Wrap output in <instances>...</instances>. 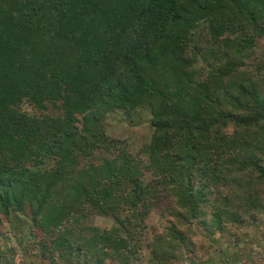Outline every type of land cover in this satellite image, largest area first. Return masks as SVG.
Listing matches in <instances>:
<instances>
[{"label": "trees", "instance_id": "trees-1", "mask_svg": "<svg viewBox=\"0 0 264 264\" xmlns=\"http://www.w3.org/2000/svg\"><path fill=\"white\" fill-rule=\"evenodd\" d=\"M260 41L264 0H0V223L22 220L51 264H137L171 200L149 264H175L198 252L181 227L263 215L264 75L242 70ZM139 110L146 157L105 126Z\"/></svg>", "mask_w": 264, "mask_h": 264}, {"label": "rangeland", "instance_id": "rangeland-1", "mask_svg": "<svg viewBox=\"0 0 264 264\" xmlns=\"http://www.w3.org/2000/svg\"><path fill=\"white\" fill-rule=\"evenodd\" d=\"M204 40L198 43L199 47H205ZM263 51L264 42L260 41L255 53L245 60L242 70L249 75H264ZM214 63L212 60H198L195 70L200 79L205 78ZM23 110L28 114L34 113V108L28 104L23 105ZM146 113L139 110L132 120L119 113L110 115L105 125L108 136L120 141L130 153L146 157L152 134L150 117ZM146 178L152 180L150 174ZM168 207H173L171 200L163 201L146 220V229L142 234L143 247L137 264H149L154 241L173 224L169 214L164 213ZM21 223L22 220H15L14 224L6 220L0 223V264H51L39 251L35 239L30 238L27 227L19 225ZM88 224L102 230H111L115 226L112 218L98 216L93 217ZM228 227L224 234L218 233L215 236L208 234L201 226L194 225L189 231L181 227L186 235L192 233L188 237L197 246L198 252L196 255L188 254L187 247H182L177 251L179 258L175 264H264V214L255 220H246L240 227Z\"/></svg>", "mask_w": 264, "mask_h": 264}]
</instances>
